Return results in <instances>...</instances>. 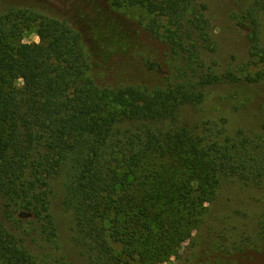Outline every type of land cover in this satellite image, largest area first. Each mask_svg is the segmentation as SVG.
Wrapping results in <instances>:
<instances>
[{"label":"trees","instance_id":"obj_1","mask_svg":"<svg viewBox=\"0 0 264 264\" xmlns=\"http://www.w3.org/2000/svg\"><path fill=\"white\" fill-rule=\"evenodd\" d=\"M107 2L111 12L151 14L150 33L168 42L187 72L213 43L208 6L197 0ZM262 11L264 0H255L244 16L250 63L260 66L245 76L248 82L264 79ZM75 24L32 8L0 14V264L44 263V242L57 238L50 180L64 168V205L89 262L162 264L176 240L187 238L184 230L203 222L207 203L226 182L264 193V123L256 133L230 134L224 122H182L179 107L200 97L182 83L165 89L101 84L96 47L130 43L111 16L81 24L89 31ZM28 31L39 42H23ZM238 79L208 72L200 85ZM220 231L202 260L192 256L186 264L220 263L221 253H229ZM244 231L235 249L264 251V211L256 228Z\"/></svg>","mask_w":264,"mask_h":264},{"label":"rangeland","instance_id":"obj_2","mask_svg":"<svg viewBox=\"0 0 264 264\" xmlns=\"http://www.w3.org/2000/svg\"><path fill=\"white\" fill-rule=\"evenodd\" d=\"M197 1L208 6L206 15L210 20L213 43L211 47L201 48V62L195 64L193 72L186 71L185 60L172 54L164 38L150 33L147 25L153 16L143 8L123 13L111 12L107 0H0V14L32 8L50 17L74 21L78 28L86 31L89 27L81 24L101 22L103 16H111L118 24L120 37L129 42L130 47L106 51L96 47L97 79L101 84L115 87L142 83L165 89L182 83L191 90L200 91L197 103L186 102L179 107L182 122L198 125L213 120L224 122L230 134L240 129L256 133L264 123V79L258 82L246 80L245 76L256 73L260 66L250 63L249 26L244 19L255 0ZM259 19L260 45L264 49V11ZM88 39L93 42L90 34ZM35 41L39 42L36 32L24 34L23 42ZM152 64L158 70L152 68ZM208 72L220 75L233 72L239 79L202 87L201 77ZM65 181V168L50 180L49 207L57 238L53 242H44L49 254L43 264H92L74 241V214L64 205ZM263 197L260 189L239 181L226 182L218 198L207 203L203 222L184 230L187 238L176 240L174 249L164 255L167 261L162 264H186L192 256L197 261L202 260L201 252L209 249L220 230L227 238L222 249L229 253H221L218 264H264V251L252 247L235 249L243 230L250 233L256 228L264 211ZM155 226L158 229L161 225Z\"/></svg>","mask_w":264,"mask_h":264}]
</instances>
